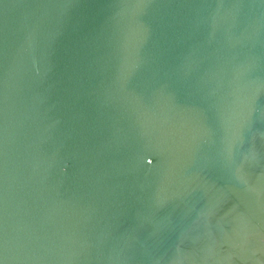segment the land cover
Returning <instances> with one entry per match:
<instances>
[{"label":"water","instance_id":"obj_1","mask_svg":"<svg viewBox=\"0 0 264 264\" xmlns=\"http://www.w3.org/2000/svg\"><path fill=\"white\" fill-rule=\"evenodd\" d=\"M0 264H264V0H0Z\"/></svg>","mask_w":264,"mask_h":264}]
</instances>
